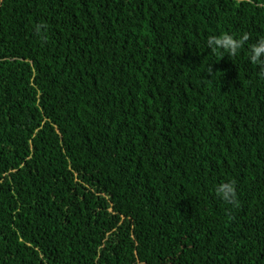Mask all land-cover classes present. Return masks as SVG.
I'll return each instance as SVG.
<instances>
[{
	"label": "trees",
	"instance_id": "obj_1",
	"mask_svg": "<svg viewBox=\"0 0 264 264\" xmlns=\"http://www.w3.org/2000/svg\"><path fill=\"white\" fill-rule=\"evenodd\" d=\"M260 38L264 0H0V264H264Z\"/></svg>",
	"mask_w": 264,
	"mask_h": 264
},
{
	"label": "clouds",
	"instance_id": "obj_2",
	"mask_svg": "<svg viewBox=\"0 0 264 264\" xmlns=\"http://www.w3.org/2000/svg\"><path fill=\"white\" fill-rule=\"evenodd\" d=\"M249 40V35L244 33L237 38L231 34H221L219 36H209L207 39V46L213 53L218 50L228 53L229 57H236L245 43ZM249 60L253 65L260 67L259 76L264 79V38H260L253 43L249 49ZM217 195L227 204L239 207V200L235 181L224 182L217 186Z\"/></svg>",
	"mask_w": 264,
	"mask_h": 264
}]
</instances>
